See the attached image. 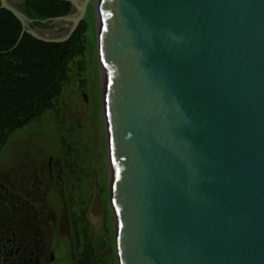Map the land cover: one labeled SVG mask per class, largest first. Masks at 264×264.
Listing matches in <instances>:
<instances>
[{
  "label": "water",
  "instance_id": "obj_1",
  "mask_svg": "<svg viewBox=\"0 0 264 264\" xmlns=\"http://www.w3.org/2000/svg\"><path fill=\"white\" fill-rule=\"evenodd\" d=\"M44 1L71 7L56 38L0 0L22 29L14 49L69 42L91 2ZM94 9L117 264H264V0ZM92 199L100 229L94 186Z\"/></svg>",
  "mask_w": 264,
  "mask_h": 264
},
{
  "label": "rangeland",
  "instance_id": "obj_2",
  "mask_svg": "<svg viewBox=\"0 0 264 264\" xmlns=\"http://www.w3.org/2000/svg\"><path fill=\"white\" fill-rule=\"evenodd\" d=\"M9 1L18 10L23 5L18 0ZM97 14L95 9L88 8L85 25L79 35V54L69 66L68 81L53 108L8 138L0 152V172L14 167L15 149H40L50 156L61 158L66 155L73 166L74 177L70 183L72 188H69L72 199H81L85 210L93 197L94 186L104 207L98 242H103L107 253L99 251L101 263L117 264L112 243L113 217L109 206L111 167L102 112L104 72L97 56ZM62 26L55 24L44 35L56 38L58 35L54 31ZM65 195H68L66 189ZM54 254L57 259L55 264H71L67 257L70 254L67 243L57 242Z\"/></svg>",
  "mask_w": 264,
  "mask_h": 264
},
{
  "label": "flooded vegetation",
  "instance_id": "obj_3",
  "mask_svg": "<svg viewBox=\"0 0 264 264\" xmlns=\"http://www.w3.org/2000/svg\"><path fill=\"white\" fill-rule=\"evenodd\" d=\"M72 169L66 155L14 150V167L0 172V264H55L60 241L70 247L71 264H107L100 259V250L107 253L100 229L87 218L93 199L84 210L70 196Z\"/></svg>",
  "mask_w": 264,
  "mask_h": 264
},
{
  "label": "trees",
  "instance_id": "obj_4",
  "mask_svg": "<svg viewBox=\"0 0 264 264\" xmlns=\"http://www.w3.org/2000/svg\"><path fill=\"white\" fill-rule=\"evenodd\" d=\"M70 10L66 3L44 0L20 7L39 31L50 30L51 22L68 16ZM84 25L65 44H43L25 35L14 49L21 26L9 13L0 11V152L13 133L53 108L68 81L69 66L79 54ZM92 260L82 264H92Z\"/></svg>",
  "mask_w": 264,
  "mask_h": 264
},
{
  "label": "bare ground",
  "instance_id": "obj_5",
  "mask_svg": "<svg viewBox=\"0 0 264 264\" xmlns=\"http://www.w3.org/2000/svg\"><path fill=\"white\" fill-rule=\"evenodd\" d=\"M91 2H90V6L89 7H91V8H95L96 7V5H97V0H90ZM9 2H11V1H9ZM98 15V14H97ZM98 17H99V15H98Z\"/></svg>",
  "mask_w": 264,
  "mask_h": 264
}]
</instances>
